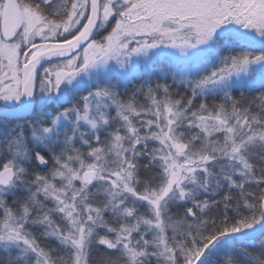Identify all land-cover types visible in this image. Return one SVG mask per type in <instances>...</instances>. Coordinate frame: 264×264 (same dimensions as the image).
I'll list each match as a JSON object with an SVG mask.
<instances>
[{"label":"snow or ice","instance_id":"6c2138e0","mask_svg":"<svg viewBox=\"0 0 264 264\" xmlns=\"http://www.w3.org/2000/svg\"><path fill=\"white\" fill-rule=\"evenodd\" d=\"M0 264H264V0H0Z\"/></svg>","mask_w":264,"mask_h":264},{"label":"trees","instance_id":"16d2710c","mask_svg":"<svg viewBox=\"0 0 264 264\" xmlns=\"http://www.w3.org/2000/svg\"><path fill=\"white\" fill-rule=\"evenodd\" d=\"M236 95H239V93L237 92Z\"/></svg>","mask_w":264,"mask_h":264}]
</instances>
